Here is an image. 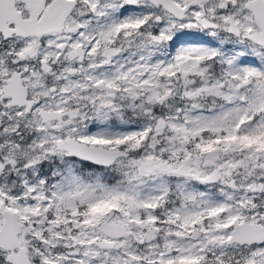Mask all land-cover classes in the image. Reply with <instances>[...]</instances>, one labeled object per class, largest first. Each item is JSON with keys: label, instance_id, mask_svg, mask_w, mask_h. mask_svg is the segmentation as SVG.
Listing matches in <instances>:
<instances>
[{"label": "snow or ice", "instance_id": "6c2138e0", "mask_svg": "<svg viewBox=\"0 0 264 264\" xmlns=\"http://www.w3.org/2000/svg\"><path fill=\"white\" fill-rule=\"evenodd\" d=\"M0 264H264V0H0Z\"/></svg>", "mask_w": 264, "mask_h": 264}]
</instances>
